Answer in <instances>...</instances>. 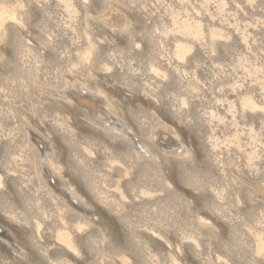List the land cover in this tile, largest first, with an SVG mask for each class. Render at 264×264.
I'll list each match as a JSON object with an SVG mask.
<instances>
[{"label":"rangeland","instance_id":"1","mask_svg":"<svg viewBox=\"0 0 264 264\" xmlns=\"http://www.w3.org/2000/svg\"><path fill=\"white\" fill-rule=\"evenodd\" d=\"M0 264H264V0H0Z\"/></svg>","mask_w":264,"mask_h":264},{"label":"bare ground","instance_id":"2","mask_svg":"<svg viewBox=\"0 0 264 264\" xmlns=\"http://www.w3.org/2000/svg\"><path fill=\"white\" fill-rule=\"evenodd\" d=\"M86 93H88L87 92V90H86ZM89 93H91V92H89ZM84 94V93H83ZM68 95V94H67ZM76 95V94H75ZM93 95V98H91V99H93L94 100V98H97V99H102V97H101V94H97V96L95 95V93H93L92 94ZM70 98V97H69ZM76 98V100H78L77 99V97H75ZM75 98H74V100H75ZM87 99H89V98H87ZM80 100V99H79ZM78 100V101H79ZM77 101V102H78ZM102 101V100H101ZM76 102V101H75ZM103 103H105L104 101H103ZM79 105V104H78ZM81 108H83V107H81ZM94 108V107H93ZM103 109V108H102ZM104 110V109H103ZM92 112V111H91ZM94 112V111H93ZM108 112V111H107ZM109 113V112H108ZM92 114V113H91ZM96 114V113H95ZM99 114V113H98ZM97 114V115H98ZM111 115V114H110ZM102 116V115H101ZM114 117V116H113ZM101 118V117H100ZM116 118H117V116H116ZM99 119V118H98ZM102 119V118H101ZM119 120V119H118ZM107 121V120H106ZM106 124V123H105ZM108 124H109V122H108ZM106 126H108V125H106ZM110 126H112V125H110ZM110 128V127H109ZM128 128V127H127ZM117 129H118V127H117ZM167 129H169V128H167ZM164 131H166V129L164 130ZM169 131V130H168ZM124 132V131H123ZM170 132V131H169ZM172 132V131H171ZM154 133V132H153ZM152 133V134H153ZM133 136H134V134H132ZM129 136V135H128ZM161 136V135H160ZM156 137V136H155ZM151 138V137H150ZM162 138V137H161ZM174 140V139H173ZM149 143V142H148ZM36 144V143H35ZM180 144V143H179ZM141 145H142V143H141ZM143 146V145H142ZM147 152V151H146ZM52 170V169H51ZM49 171V170H48ZM55 171V170H54ZM54 171H53V173H54ZM51 172V171H50ZM51 174H52V172H51ZM57 174V173H56ZM59 176V175H58ZM57 177V176H56ZM59 183V182H58ZM60 183H61V181H60ZM66 189V188H65ZM67 190V189H66ZM68 195L71 197V199H72V201H78V202H80L79 200V197H78V195L75 193V191H74V189L73 188H71V186H69L68 187ZM65 200V199H64ZM66 201V200H65ZM82 203V202H81ZM81 203H80V205H81ZM88 206V205H87ZM88 209H89V207H88ZM90 211H91V209H90ZM57 233H58V231H57ZM56 240L58 241H56L55 243H58V244H60V245H63V247H66V249H68L70 252L71 251H73L74 250V248H73V246H72V244H71V241H70V237H69V234L68 233H65V232H60L59 231V233L56 235ZM6 241H8V240H6ZM61 247V246H60Z\"/></svg>","mask_w":264,"mask_h":264}]
</instances>
